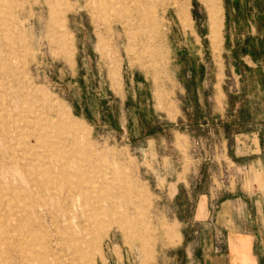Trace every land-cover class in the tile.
Wrapping results in <instances>:
<instances>
[{
  "label": "rangeland",
  "instance_id": "obj_1",
  "mask_svg": "<svg viewBox=\"0 0 264 264\" xmlns=\"http://www.w3.org/2000/svg\"><path fill=\"white\" fill-rule=\"evenodd\" d=\"M126 1L0 0V264H180L209 175L261 182L264 0Z\"/></svg>",
  "mask_w": 264,
  "mask_h": 264
},
{
  "label": "crops",
  "instance_id": "obj_2",
  "mask_svg": "<svg viewBox=\"0 0 264 264\" xmlns=\"http://www.w3.org/2000/svg\"><path fill=\"white\" fill-rule=\"evenodd\" d=\"M264 51V43L261 47ZM247 49H244L246 51ZM248 56V55H247ZM254 68L264 70V63L253 60ZM258 63V65H257ZM257 69H253L255 72ZM239 138L241 139L239 141ZM229 159L244 167L255 181L248 187L236 184L229 189L212 185L199 192L190 203L179 249L180 264H264V138L262 129L253 126L235 132L228 143ZM192 196L197 184L183 187ZM180 187L177 186L176 193Z\"/></svg>",
  "mask_w": 264,
  "mask_h": 264
},
{
  "label": "bare ground",
  "instance_id": "obj_3",
  "mask_svg": "<svg viewBox=\"0 0 264 264\" xmlns=\"http://www.w3.org/2000/svg\"><path fill=\"white\" fill-rule=\"evenodd\" d=\"M100 1V7H101V9L104 11V12H112V11H116L117 10V7H119V6H117V4H118V2H121V0H99ZM157 1V0H156ZM124 2H129V1H126V0H122V4L124 3ZM123 7H124V4H123ZM120 8V7H119ZM178 8H180L179 10H180V14L181 15H183L184 14V16L186 17L187 16V10L185 9V8H182V5H181V7L178 5ZM164 12V11H163ZM179 13V12H178ZM217 6H216V4H215V2H213V1H211L210 2V6H209V8H208V14H209V19H210V21L211 22H213V23H215V21H216V16H217ZM145 15V14H144ZM178 16V15H177ZM184 17V18H185ZM166 20V19H165ZM187 20V19H186ZM215 40V39H214ZM44 124V123H43ZM45 133V132H44ZM52 134V133H51ZM52 136V135H51ZM49 163V162H48ZM47 163V164H48ZM63 175H64V173H63ZM56 176V175H55ZM72 177V176H71ZM56 178V177H55ZM68 182V181H67ZM51 185V184H50ZM52 191V190H51ZM84 191H85V189H84ZM22 195V194H21ZM4 197V196H3ZM21 214H22V212H21ZM27 214H28V212H27ZM53 214V213H52ZM19 215V214H18ZM53 218V217H52ZM103 218V217H102ZM77 220V219H76ZM75 222V221H74ZM103 222H104V220H103ZM30 223V222H29ZM70 224H72V223H70ZM29 225V224H28ZM82 226V225H81ZM83 228V227H82ZM87 228V227H86ZM95 231V230H94ZM7 232V231H6ZM33 233V232H32ZM31 233V234H32ZM25 234V233H24ZM30 234V235H31ZM8 235V234H7ZM26 235V234H25ZM33 235H35V234H33ZM28 236H29V234H28ZM89 236V235H88ZM10 237V236H9ZM15 237V236H14ZM32 237V236H31ZM87 237V236H86ZM88 238V237H87ZM95 239V238H94ZM31 240V239H30ZM22 241V240H21ZM32 241H33V239H32ZM20 248V247H19ZM94 248V247H93ZM31 249V248H30ZM21 250V249H20ZM22 251V250H21ZM22 254H24V253H22ZM93 254V253H92ZM24 257V256H23ZM25 260V259H24ZM31 261V259H28V262H30Z\"/></svg>",
  "mask_w": 264,
  "mask_h": 264
}]
</instances>
